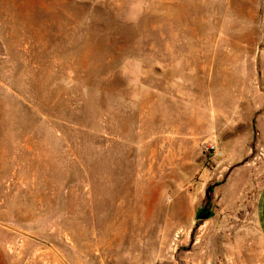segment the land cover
I'll return each instance as SVG.
<instances>
[{"label":"rangeland","instance_id":"obj_1","mask_svg":"<svg viewBox=\"0 0 264 264\" xmlns=\"http://www.w3.org/2000/svg\"><path fill=\"white\" fill-rule=\"evenodd\" d=\"M263 187L264 0H0V264H259Z\"/></svg>","mask_w":264,"mask_h":264},{"label":"crops","instance_id":"obj_2","mask_svg":"<svg viewBox=\"0 0 264 264\" xmlns=\"http://www.w3.org/2000/svg\"><path fill=\"white\" fill-rule=\"evenodd\" d=\"M254 215H255V227L257 229V232H258L257 234L259 238L257 239L246 238V241L244 240L242 241L243 243H246L247 245L251 244V248L255 247V245H258L259 249H263V250L257 251V254L255 255L254 259L261 261V263L259 264H264V187L259 194ZM237 255L239 259L240 258L244 259L245 257L250 256L248 251L246 252L241 251Z\"/></svg>","mask_w":264,"mask_h":264},{"label":"built area","instance_id":"obj_3","mask_svg":"<svg viewBox=\"0 0 264 264\" xmlns=\"http://www.w3.org/2000/svg\"><path fill=\"white\" fill-rule=\"evenodd\" d=\"M207 152L216 157H220L222 155V152L219 150L218 145L214 142L208 145Z\"/></svg>","mask_w":264,"mask_h":264},{"label":"water","instance_id":"obj_4","mask_svg":"<svg viewBox=\"0 0 264 264\" xmlns=\"http://www.w3.org/2000/svg\"><path fill=\"white\" fill-rule=\"evenodd\" d=\"M202 208L203 206L197 208L196 219H208L214 215V211L212 209H210L209 211H207L206 213L202 215H199V212L201 211Z\"/></svg>","mask_w":264,"mask_h":264},{"label":"flooded vegetation","instance_id":"obj_5","mask_svg":"<svg viewBox=\"0 0 264 264\" xmlns=\"http://www.w3.org/2000/svg\"><path fill=\"white\" fill-rule=\"evenodd\" d=\"M210 209H212V203H211L210 198H209V199H207V202L203 205V208L199 212V215L206 213Z\"/></svg>","mask_w":264,"mask_h":264},{"label":"trees","instance_id":"obj_6","mask_svg":"<svg viewBox=\"0 0 264 264\" xmlns=\"http://www.w3.org/2000/svg\"><path fill=\"white\" fill-rule=\"evenodd\" d=\"M207 199H209V196L207 197Z\"/></svg>","mask_w":264,"mask_h":264}]
</instances>
